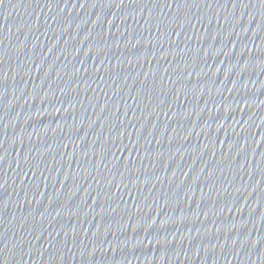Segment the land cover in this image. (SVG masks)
Returning <instances> with one entry per match:
<instances>
[{
  "label": "water",
  "instance_id": "obj_1",
  "mask_svg": "<svg viewBox=\"0 0 264 264\" xmlns=\"http://www.w3.org/2000/svg\"><path fill=\"white\" fill-rule=\"evenodd\" d=\"M0 264H264V0H0Z\"/></svg>",
  "mask_w": 264,
  "mask_h": 264
}]
</instances>
